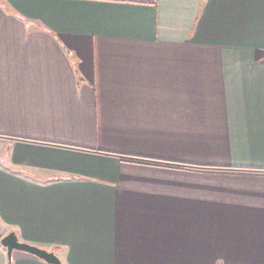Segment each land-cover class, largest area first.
Wrapping results in <instances>:
<instances>
[{"label": "crops", "instance_id": "crops-1", "mask_svg": "<svg viewBox=\"0 0 264 264\" xmlns=\"http://www.w3.org/2000/svg\"><path fill=\"white\" fill-rule=\"evenodd\" d=\"M9 232L61 264H264V0H0Z\"/></svg>", "mask_w": 264, "mask_h": 264}, {"label": "water", "instance_id": "water-1", "mask_svg": "<svg viewBox=\"0 0 264 264\" xmlns=\"http://www.w3.org/2000/svg\"><path fill=\"white\" fill-rule=\"evenodd\" d=\"M0 246L6 251L8 263L11 262L12 252L20 251L33 255L48 264H61L55 252L47 251L34 245L20 242L14 232H9L3 236L0 239Z\"/></svg>", "mask_w": 264, "mask_h": 264}]
</instances>
